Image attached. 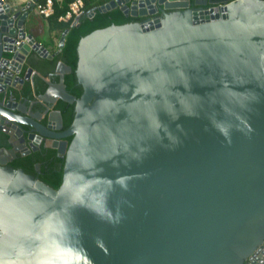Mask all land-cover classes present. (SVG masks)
<instances>
[{
  "label": "water",
  "instance_id": "1",
  "mask_svg": "<svg viewBox=\"0 0 264 264\" xmlns=\"http://www.w3.org/2000/svg\"><path fill=\"white\" fill-rule=\"evenodd\" d=\"M116 8L143 19L79 41L81 97L63 63L40 97L75 104L63 131L52 105L26 114L9 91L68 30L51 54L26 31L33 7L0 0V264H264V0L99 10ZM42 143L65 156L58 189L8 166Z\"/></svg>",
  "mask_w": 264,
  "mask_h": 264
},
{
  "label": "trees",
  "instance_id": "2",
  "mask_svg": "<svg viewBox=\"0 0 264 264\" xmlns=\"http://www.w3.org/2000/svg\"><path fill=\"white\" fill-rule=\"evenodd\" d=\"M72 1L74 0H63L59 3L55 0L54 13L46 19L52 30L58 29L61 31V34L68 30L62 50L52 59L42 58L37 54H32L31 58L28 59V65L24 67V72L29 66L38 72L40 76L35 75L33 83L25 82L19 91L14 89L9 91L15 99L23 100L22 102L30 105L32 112H45L46 104L40 101V97L44 96L49 89V83L45 81V78L50 77L53 83H58L59 76H57L56 71L60 63L72 69L70 73L64 76V83L68 93L77 99L81 97L83 89L78 84L75 71L78 63L77 47L83 37L95 30L107 28L111 25H123L139 22L143 19L141 17L125 16L120 8L101 12L99 10L100 7L111 0H85L84 14L79 18L78 25L71 26L69 23L59 21V18L66 13ZM91 13H94V15L90 16ZM51 111H59L61 113L63 131L71 126L75 117V104H70L59 99L53 105ZM46 122L47 118L45 117L42 123L45 124ZM24 127L28 128L27 126ZM66 140L69 144L72 137ZM3 148L11 149V143L9 142V136L0 131V149ZM64 165L65 156L60 155L56 149L46 147L44 143L40 145L37 151H32L26 156L18 153L17 157L8 163L9 167L22 169L25 173L38 177L54 189H58L62 184ZM36 166H39L38 170Z\"/></svg>",
  "mask_w": 264,
  "mask_h": 264
},
{
  "label": "crops",
  "instance_id": "3",
  "mask_svg": "<svg viewBox=\"0 0 264 264\" xmlns=\"http://www.w3.org/2000/svg\"><path fill=\"white\" fill-rule=\"evenodd\" d=\"M57 2L61 3L63 0H56ZM23 3V2H22ZM26 31L27 33H30L34 36L35 40L37 42H39L40 44H42L45 48H47V50L51 53V54H55L58 52L59 49V41L62 37L63 34H61V31H59L58 29H51L46 21V19L38 16V14L34 11L32 13L29 14V18L26 24ZM49 33V39L47 38V40H45V36L46 33ZM32 54H36L34 52H31L29 54V56L27 57V61L25 63V66L28 65V59L31 58ZM24 66V67H25ZM29 68V66H28ZM61 66H58L56 74L57 76L60 77V71H61ZM35 75L40 76V74L38 72L35 71ZM45 81L50 83L52 82L50 77L45 78ZM31 83V82H30ZM49 95L48 97L50 99H52V95H56L57 92L51 88L49 90ZM17 101L22 102L23 100H18ZM42 99H40L41 101ZM43 102L46 104V107H49L52 104H49L48 102H46L45 100H43ZM26 103V102H25ZM27 107L25 109V111L27 112L26 114H31L32 113V108L30 105L25 104ZM53 106V105H52ZM51 107L49 108L48 111H51ZM25 114V113H24ZM44 114H41V118H43ZM22 144V143H21ZM11 157V156H10ZM7 158V156H6Z\"/></svg>",
  "mask_w": 264,
  "mask_h": 264
},
{
  "label": "built area",
  "instance_id": "4",
  "mask_svg": "<svg viewBox=\"0 0 264 264\" xmlns=\"http://www.w3.org/2000/svg\"><path fill=\"white\" fill-rule=\"evenodd\" d=\"M3 5L9 3L13 10L19 11L25 6L33 7L38 16L47 19L54 13L55 0H1ZM23 2V3H22ZM85 0L72 1L66 13L59 18V21L69 23L71 26L78 25L79 18L84 14Z\"/></svg>",
  "mask_w": 264,
  "mask_h": 264
},
{
  "label": "flooded vegetation",
  "instance_id": "5",
  "mask_svg": "<svg viewBox=\"0 0 264 264\" xmlns=\"http://www.w3.org/2000/svg\"><path fill=\"white\" fill-rule=\"evenodd\" d=\"M47 108V107H46ZM46 111V110H45ZM32 114L33 115H35V114H37V112H32ZM20 149V148H22V144H21V142H19V141H15V148L14 149ZM21 150V149H20ZM19 152H17L16 154H18ZM3 157V156H2ZM11 159H12V157H10Z\"/></svg>",
  "mask_w": 264,
  "mask_h": 264
},
{
  "label": "rangeland",
  "instance_id": "6",
  "mask_svg": "<svg viewBox=\"0 0 264 264\" xmlns=\"http://www.w3.org/2000/svg\"><path fill=\"white\" fill-rule=\"evenodd\" d=\"M47 38L49 39V33L48 32L46 33V36L44 39L47 40Z\"/></svg>",
  "mask_w": 264,
  "mask_h": 264
},
{
  "label": "clouds",
  "instance_id": "7",
  "mask_svg": "<svg viewBox=\"0 0 264 264\" xmlns=\"http://www.w3.org/2000/svg\"><path fill=\"white\" fill-rule=\"evenodd\" d=\"M59 47V46H58Z\"/></svg>",
  "mask_w": 264,
  "mask_h": 264
}]
</instances>
